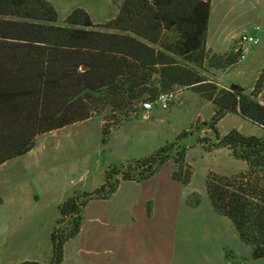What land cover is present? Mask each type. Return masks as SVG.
Segmentation results:
<instances>
[{
	"label": "trees",
	"instance_id": "obj_1",
	"mask_svg": "<svg viewBox=\"0 0 264 264\" xmlns=\"http://www.w3.org/2000/svg\"><path fill=\"white\" fill-rule=\"evenodd\" d=\"M210 12L211 0H124L118 15L105 25L94 24L85 9L76 8L61 26L48 0H0V165L32 150L37 136L91 119L107 106L136 109L142 99L154 100L162 92L192 90L215 106L208 127L216 143L209 151L227 148L248 165L247 171L229 177L208 175L211 206L232 222L254 259L264 257V137L246 136L237 129L221 136L217 130L227 114L264 128V104L257 100L264 88V67L246 93L243 88H219L188 65L201 70L211 52L214 70H230L240 62L234 50L207 49ZM165 33L173 39L157 50L153 45ZM122 123L104 125V142ZM175 146L168 144L145 159L110 165L101 187L91 193L75 191L61 203L51 232L49 264L63 261L64 246L79 234L89 201L108 199L121 181L153 177L173 158ZM173 159V179L188 185L192 167L185 161V150L177 149ZM195 197L189 198L190 205L199 203ZM65 223L67 228L60 230Z\"/></svg>",
	"mask_w": 264,
	"mask_h": 264
},
{
	"label": "crops",
	"instance_id": "obj_2",
	"mask_svg": "<svg viewBox=\"0 0 264 264\" xmlns=\"http://www.w3.org/2000/svg\"><path fill=\"white\" fill-rule=\"evenodd\" d=\"M48 1L57 8L55 0ZM69 6L87 10L96 25H104L114 19L120 10L119 7L114 13L116 15L97 21L91 13L89 0H69ZM217 27L214 0H211L206 46L215 53H227V50L222 49L224 43H227V38L224 39L220 33V35H212V31L214 32ZM260 56V52L252 51L250 61ZM263 67L264 62L261 63V70ZM222 74L226 73L217 76L220 83L223 82ZM243 89L246 90L245 87ZM252 89L246 92H251ZM257 100L264 104V90ZM182 102V98L177 100L178 104ZM231 115L241 117L227 114L222 120ZM96 118L98 117L62 128L69 127V143L83 142L82 137H79V140L76 138L75 141L70 130L80 128ZM104 125L105 120L100 118L101 133ZM123 125L124 122L119 127L113 128L109 136L112 137L114 131L120 130ZM261 128L264 130L263 127ZM52 132L48 135H53ZM40 138H37L35 147L28 153L0 165L17 166V163H20L17 171L21 176L8 191L9 197L1 200L0 206L3 210L0 212V219L24 218L27 220L26 223H31L32 220L28 219V207L32 204L39 205L36 218L45 225L28 228L27 234L23 235L22 239L12 241L10 250H15L20 242L25 248L32 245L38 251H45L43 255L21 259L18 264L26 261L48 263L53 255L51 232L59 218V205L75 191L90 193L95 191L105 183L106 172L110 165H119L114 156L120 147L115 150L114 147L106 148L102 150L101 157L95 160L94 164H89L86 168L85 165L83 166L84 173L77 179L73 177L77 167L69 163V172L60 170L59 181L55 178V173L59 169L56 163L58 149L53 144L38 146ZM84 141L87 142L88 138L85 137ZM224 149L230 152L227 148L215 149V151ZM123 158L128 160L131 157ZM245 164L247 171L248 165L246 162ZM20 166L22 174H20ZM176 168V164L170 160L153 177L141 182L121 181L115 193L108 199L97 198L89 201L84 209L80 232L65 244L63 261L60 264H231L225 242L228 238L234 241L239 239L233 224H228L223 216L216 213L211 203L209 207L205 197L192 187V181L184 185L174 180L172 176ZM31 181L36 189L30 188ZM21 185L24 187L20 190ZM24 192L26 196L23 195ZM194 196H198L199 203L190 205L188 200ZM48 211L46 219L44 215ZM9 240L10 233L1 229L0 251L8 245Z\"/></svg>",
	"mask_w": 264,
	"mask_h": 264
},
{
	"label": "rangeland",
	"instance_id": "obj_3",
	"mask_svg": "<svg viewBox=\"0 0 264 264\" xmlns=\"http://www.w3.org/2000/svg\"><path fill=\"white\" fill-rule=\"evenodd\" d=\"M55 1L57 3V8H55L59 14L57 24L64 26L66 25V17L76 8L69 6V0ZM89 1L90 10L94 19L103 21L109 16L116 15L114 13L118 11V8L121 7L124 0ZM214 10L218 27L214 32L212 31V35L216 36L220 33L224 39L227 38V43H224L222 49L227 50V52L233 51L236 43L243 34H254L255 29L260 27V43L252 48L251 52H260L261 56L250 61L252 58L250 53L245 60L237 63L235 68L224 71L214 70L210 66L209 61L212 52L208 53L201 70L192 63H188V65L203 74L209 82L217 83L219 88L224 86L230 89L228 86L236 84L243 88L245 87L246 91H249L257 83L262 72L261 63L264 62V0H214ZM103 30L109 31L105 28ZM172 39L173 35L165 33L162 36L161 42L153 46L157 50H161L162 44L164 42H171ZM216 40L217 38H215ZM220 73H226L221 75L223 80L221 82L222 84L217 77ZM169 91H181L179 98H182L183 102L180 104L177 102L173 103L168 109H162L160 104H156L148 112V118H144L145 112L140 110L139 107L136 109H113L107 106L101 112L94 113L93 116L98 118L80 128L70 130L75 141L76 138L79 140V137H82L83 142L77 141L69 143V127L62 130L59 129V131L55 130L52 132L53 135H48L51 133H45L37 136V138L41 137L38 140V146H49L53 144L58 149L56 155V160L58 161L56 163L59 169L55 173V178H58L60 181V170L63 169L69 172L70 163L72 166L77 167L73 175L77 179L84 173L83 166L85 165L86 168L89 164H94L95 160L101 157L102 150L106 148L114 147L115 150L120 147L114 156L118 161L116 163L120 165L121 163L127 164L134 160L145 159L152 156L160 148L168 144L176 143L175 149L172 151V157L174 158L177 155V149L185 150V161L192 167V187L205 197L210 207V201L206 193V179L208 175L219 174L229 177L245 171L246 164L244 161L234 158L226 149L209 151V147L216 143L215 136L208 127L215 112L213 103L201 98L199 94L192 90L171 89ZM144 101L142 99L141 103ZM100 118L105 120V124L109 126L121 122H124V125L120 130L114 131L112 137L108 136L106 142H104L103 134L99 129ZM233 129H237L246 136L264 137V130L261 127L238 116L231 115L222 120L217 126V130L221 135H226ZM185 132L187 134L179 138V135ZM85 137L88 138L87 142L84 141ZM109 138L111 139L109 140ZM123 157L131 158L126 160L127 158ZM173 158L171 161L174 163ZM19 164L17 163V166H12L13 164H9L7 167L0 166L1 200L9 197L8 191H10L11 186L21 177L17 171ZM19 168L20 174H22L21 166ZM26 173L28 174V172ZM31 182L33 187H29L36 189L33 181ZM23 187L24 185H21L20 190ZM23 195L26 196V192ZM38 207L39 205L32 204L28 207V219L32 220L31 223H26L27 220L24 218L0 219V230L4 229L10 233L8 245L0 251V264H18L21 259H26L34 255H43L45 253V251H38L32 245L29 248H25L20 242L17 244L15 250H10L12 241L14 239H22L23 235L27 234L28 228L45 226L36 218V210ZM2 210L3 207L0 206V212ZM48 214L49 211L44 215L46 219ZM224 218L228 224L232 223L228 218ZM66 223L59 225L60 230L67 228ZM43 229L45 231V228ZM225 244L228 249V254L231 257V264H264V257L254 259L252 256V248L241 242L240 239L234 241L228 238ZM50 261L46 264H49Z\"/></svg>",
	"mask_w": 264,
	"mask_h": 264
},
{
	"label": "built area",
	"instance_id": "obj_4",
	"mask_svg": "<svg viewBox=\"0 0 264 264\" xmlns=\"http://www.w3.org/2000/svg\"><path fill=\"white\" fill-rule=\"evenodd\" d=\"M260 27L255 29L254 34H243L234 47V52L239 54V61L245 60L251 53L252 48L256 47L260 43ZM181 91H168L160 93L154 101H144L139 104V109L143 110L144 117L148 116V112L151 111L156 104H160L162 109H168L171 104L176 103L179 99Z\"/></svg>",
	"mask_w": 264,
	"mask_h": 264
},
{
	"label": "water",
	"instance_id": "obj_5",
	"mask_svg": "<svg viewBox=\"0 0 264 264\" xmlns=\"http://www.w3.org/2000/svg\"><path fill=\"white\" fill-rule=\"evenodd\" d=\"M230 89H231V90H238V91H241V87H239V86L236 85V84L231 85Z\"/></svg>",
	"mask_w": 264,
	"mask_h": 264
}]
</instances>
